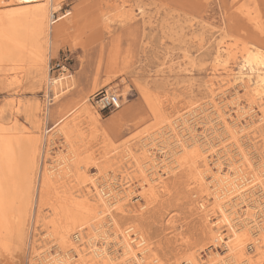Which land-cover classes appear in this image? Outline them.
Listing matches in <instances>:
<instances>
[{
	"label": "rangeland",
	"instance_id": "obj_1",
	"mask_svg": "<svg viewBox=\"0 0 264 264\" xmlns=\"http://www.w3.org/2000/svg\"><path fill=\"white\" fill-rule=\"evenodd\" d=\"M55 2L60 9L54 14L53 25L59 34L52 32L46 38L42 63L28 43L22 49L7 46L0 52V136H9L12 143V178L19 184L16 194L10 191L14 234L7 246L0 248V264H59L57 260L66 255L74 257V247L83 250L80 235L89 234L85 224L89 221L96 227L97 220L108 218V213L101 207L94 211L99 218L92 220L94 213L67 204L80 202L71 194L77 188H88L89 180L97 178L99 171L106 173L111 188L132 192L126 212L113 207L111 228L120 232L130 227L145 237L149 246L146 264H186L192 255L205 259L213 247L224 260L227 254L222 241L229 234L223 228V240L215 239V229L200 209L208 192L199 188L193 170L185 165L168 178L164 176L172 159L182 157L173 155L179 149L171 145L170 126L180 124L182 115L189 119L192 137L209 151L210 166L219 162L226 170L240 158L213 111L202 113L212 97L206 84L221 40L237 42L239 49L245 45L264 52V0ZM12 5L1 7L0 14L17 8ZM58 63L62 68L55 67ZM231 63L237 72L243 61L238 54ZM46 69L51 79L67 77L54 91L47 88ZM243 71L250 72L249 65ZM217 77L228 79L224 74ZM106 90L119 97V110L100 112L92 105L91 96ZM214 93L217 102L226 100L225 114L230 119L242 125L250 122L251 129L240 135V141L257 169L264 158V121L258 122L263 106H253L244 117L236 114L237 108L248 106L250 94L239 81ZM144 146L165 178V189L140 211L143 202L137 198L141 178L136 162H143ZM34 149L37 156L31 158ZM60 157L68 159L69 179L49 181L46 170L57 169L63 161ZM29 161L33 165L29 169H34L25 182ZM62 168L66 169L65 164ZM25 183L29 189L23 194ZM246 184L260 205L254 210L251 235L244 243L245 258L236 263L227 258L224 264H264V174H248ZM97 186L107 191L104 180ZM92 205L99 206L96 202ZM77 235L79 241L73 240ZM110 238L107 248L118 258L113 264H122L121 248H113ZM96 241L103 243L102 239Z\"/></svg>",
	"mask_w": 264,
	"mask_h": 264
},
{
	"label": "bare ground",
	"instance_id": "obj_2",
	"mask_svg": "<svg viewBox=\"0 0 264 264\" xmlns=\"http://www.w3.org/2000/svg\"><path fill=\"white\" fill-rule=\"evenodd\" d=\"M55 1L56 0H0V8L10 7L8 6L9 4H13L12 8L13 6L17 7L14 9L8 8V10L2 11L0 14V52L7 46H14L22 49V47L24 48V45H27L28 43L34 48L35 53L38 55L37 58L39 62L42 63L46 38L48 40V36L52 32H54L55 36H58L59 34V30H57L58 27L53 25V19H55L54 14L60 9L59 4ZM221 41L222 42H219V44L216 45L215 59H213L215 66L211 78L206 84L208 90L211 92L212 99L210 98L208 103L209 108L202 111V113L205 114L208 110L213 111L217 119H219L222 131L231 141V146L235 148L240 158L235 162L230 163L226 170H223L219 162L210 166L206 155L209 151H204L201 146L197 144L194 137H192L193 129L191 128L190 120L182 115L179 118L180 124L177 125L174 122L173 126H170V136L172 138L171 145L174 144L179 149V152L174 151L175 153L173 155L176 156L180 153L182 157H174L172 155L174 157V159H172L173 163L166 169L164 176L168 178L172 173L185 165L193 170L197 177V185L199 188L208 192L205 197L206 199L200 204V209L202 213H204L205 220L210 222L211 229H215V239L218 241L223 240L220 230L223 228L227 230L229 236L226 237V241H222L224 242V251L225 254H227L228 261L236 263L245 258L244 243L247 236L251 235V224L253 223L256 214L254 210L260 205L257 203V199L253 198L254 195L250 193V188H248L249 184H246V176L248 174H264V158L260 160V165L256 169L254 161L245 151L244 145L240 141V135L251 129L250 122H247L246 125H242L241 123L235 122L236 120L230 119V117L225 114L226 100L223 99V101L217 102L215 100L216 95L214 91L216 89L219 90L223 85L227 88L232 83L238 81L244 83L250 92L247 103L248 106L237 108L236 114L244 117L248 115L249 110H252L253 106H263L258 118V122L262 123L264 121V52H261L258 49H248L245 45L239 49L237 42L230 44L225 40ZM238 54L243 63L238 67L237 72H233L231 66L234 64L231 62L236 59ZM246 64L250 67V72L248 73L243 71ZM45 74L47 88H50V91H54L56 86L61 85L62 81L67 79L65 75L56 79H51L49 75H47V69ZM218 74H224L225 78L228 79L219 80L217 77ZM106 91L109 92V90ZM86 102H88V100ZM182 132H185L186 134L183 135ZM186 135H188V138H192L191 143H189ZM247 135L248 134L246 133V138H248ZM248 140L250 141L249 138ZM65 145V148L69 147L67 143H65ZM12 149L13 146L9 140V136L8 139L6 136H0V248L5 246L6 243L12 239V235L14 234L12 227L13 217L11 215V193L14 195L19 191V184L17 179L12 178V171L14 170L12 166L14 151H12ZM33 154L37 156L35 149L29 156L32 158V156H34ZM225 155L228 156L226 153ZM129 157L135 161L138 159H135L133 156ZM70 158H72V156ZM61 159L63 160L61 162L62 164H59L57 169L54 167L47 168L46 177L49 181L55 180V182H58L60 179L68 178L70 176L71 171L66 165L68 159L60 157V160ZM30 163L31 162L29 161V166L26 167L27 169L24 174L25 182L29 181V176L32 178L33 173L31 174V170H33L34 167L30 170L29 167L31 168L33 166H31ZM237 163L239 164L236 165ZM64 164L66 169L62 168ZM157 169L158 167L153 158V154L147 146H144L143 162H136V170L141 178L139 186L141 192L137 198L143 202V205L140 206V211L145 210L150 202L165 189V178H162ZM98 173L99 175L97 178H91L89 180L88 188L84 190L81 188H77L76 190L73 189V191H75L71 194L72 199H80V202L82 201V203L76 204L79 201H75V204L71 202V205L69 203L67 205L78 211L87 212L91 215L94 211L102 207V209H105V212L108 213V218L97 220L98 225L96 227H94L93 223H88V221L85 226L89 231V234H87V236L80 235L81 233L78 234L81 236V245H85L84 249L80 250L77 247H74V257L66 255V258H60L61 260L58 259L57 261L59 264H113L118 261V258L113 252H109V249L107 248L108 241L111 239L110 237H113L114 242L112 247L116 248L119 246L121 248L122 264H130L133 262L134 264H146L148 261L146 251L149 249V246L147 245L145 237L141 233L134 232L130 227L120 232H117V228L115 227L111 228V224H114L112 214L113 207H116L115 209L120 210L121 212H126L132 192L130 189L126 191L120 189L117 191V188H111L105 180L106 173L100 171ZM126 176L127 175H124L123 178ZM99 180H104L105 189H107L106 192H104V189H99L97 186ZM25 185L26 189L23 190V194H25V192L27 193V189H29L28 184L25 183ZM21 192L22 191H20V193ZM20 199L21 203L22 198ZM209 201H211V207L213 208H210ZM94 202L98 203L99 206L94 208L92 205ZM13 203H15V201ZM20 203H18L17 206ZM98 218L96 212L91 217L92 220ZM107 220L109 223L108 226L106 225ZM170 225V228L173 229L174 226L171 223ZM131 232L132 235H130ZM78 235L75 236L73 240L79 241ZM97 238L99 240L102 239L103 243L96 241ZM98 243L100 244V247H97L96 244ZM256 244H254L253 248L255 251L259 249ZM45 257L43 258L45 259ZM219 258L220 254H218L217 250L213 247L205 254V259L200 257V254L192 255L187 260L186 264H224L226 262L224 260H227V258L224 260H220ZM154 260L152 263H156ZM44 262L47 264L46 261Z\"/></svg>",
	"mask_w": 264,
	"mask_h": 264
},
{
	"label": "built area",
	"instance_id": "obj_3",
	"mask_svg": "<svg viewBox=\"0 0 264 264\" xmlns=\"http://www.w3.org/2000/svg\"><path fill=\"white\" fill-rule=\"evenodd\" d=\"M56 68H62L61 64H55ZM92 105L100 112H115L121 108L118 96L106 91L95 92L91 98Z\"/></svg>",
	"mask_w": 264,
	"mask_h": 264
}]
</instances>
